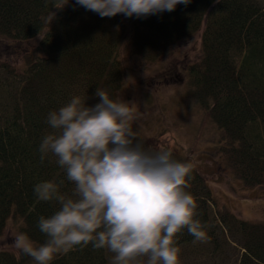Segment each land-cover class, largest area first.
I'll use <instances>...</instances> for the list:
<instances>
[{"label":"trees","instance_id":"obj_1","mask_svg":"<svg viewBox=\"0 0 264 264\" xmlns=\"http://www.w3.org/2000/svg\"><path fill=\"white\" fill-rule=\"evenodd\" d=\"M196 34L201 55L187 67L192 97L222 132L226 142L222 151L234 174L246 185L264 186L261 2L191 0L171 12L102 18L78 6L76 0H0V47H31H26L22 66L0 68V235L14 216L22 222L21 232L37 245L44 243L39 217L50 216L59 204L38 200L34 186L63 180L61 194L73 192L74 185L56 157L49 154L41 161L39 145L51 132L48 113L75 95L87 98L89 106L98 103L97 88L118 98L124 84L120 53L126 39L134 55L151 61ZM144 141L152 147L148 139ZM172 152L176 160L189 163ZM188 183L198 204L195 218L205 225L207 242L216 249L220 239L236 245L241 252L237 264H264V222L215 209L212 191L195 167ZM176 240L178 247L195 241L186 229ZM32 260L24 255L18 260L16 253L0 250V264ZM51 264L111 263L108 249H94L89 244L58 255Z\"/></svg>","mask_w":264,"mask_h":264},{"label":"clouds","instance_id":"obj_2","mask_svg":"<svg viewBox=\"0 0 264 264\" xmlns=\"http://www.w3.org/2000/svg\"><path fill=\"white\" fill-rule=\"evenodd\" d=\"M191 0H76L100 17H146L171 12ZM53 19V17H50ZM99 102L73 96L47 115L51 132L39 145L41 161L51 154L72 182L71 195L61 194L64 183H37L41 201L58 202L38 227L46 237L37 245L24 232L13 235L11 247L19 260L51 264L59 253L89 244L113 253L112 264H179L176 236L186 229L195 241H206L205 225L197 216V200L188 191L193 165L176 160L171 149L147 146L133 125L134 103L112 98L97 88Z\"/></svg>","mask_w":264,"mask_h":264},{"label":"rangeland","instance_id":"obj_3","mask_svg":"<svg viewBox=\"0 0 264 264\" xmlns=\"http://www.w3.org/2000/svg\"><path fill=\"white\" fill-rule=\"evenodd\" d=\"M258 1L264 7V0ZM125 41L120 53L124 84L118 97L134 103L138 116L134 130H138L142 139H148L154 149H171L186 158L207 181L215 209L228 210L245 220L264 222V186L246 185L234 174L222 151L226 143L222 132L192 97L187 67L200 58L199 34L168 48L151 61L134 55L130 42ZM26 47L31 50L25 45L1 46L0 68L22 66ZM21 226L17 217L7 220L0 235V250L16 253L11 241L15 233L21 232ZM220 241L218 249L207 240L179 247V264H237L241 253L238 247L223 239ZM113 255L108 250L111 264Z\"/></svg>","mask_w":264,"mask_h":264}]
</instances>
